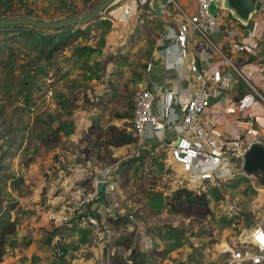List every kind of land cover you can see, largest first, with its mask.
<instances>
[{"label":"rangeland","instance_id":"374dc122","mask_svg":"<svg viewBox=\"0 0 264 264\" xmlns=\"http://www.w3.org/2000/svg\"><path fill=\"white\" fill-rule=\"evenodd\" d=\"M102 1L0 0V213L15 205L20 234L5 258L22 244L23 264H112L116 253L118 264H133L134 255L137 264H228L222 245L264 228V175L190 181L169 147L144 145L130 131L142 85L153 75L162 90L157 53L181 11L116 0L85 25L43 30L23 21L84 17ZM128 5L134 13L125 18ZM48 37L61 44L46 60L38 50ZM110 126L127 128L137 143L108 146ZM103 181L115 188L90 206L101 230L67 217ZM183 187L206 194L208 218L169 214ZM127 239L130 250L121 245Z\"/></svg>","mask_w":264,"mask_h":264},{"label":"built area","instance_id":"2783aa9c","mask_svg":"<svg viewBox=\"0 0 264 264\" xmlns=\"http://www.w3.org/2000/svg\"><path fill=\"white\" fill-rule=\"evenodd\" d=\"M221 1L196 0L194 15L184 13L176 0L131 2L139 7H146L152 3L155 9L161 8L165 11L173 4L181 11L182 22L165 29L166 33L162 36L161 47L157 53L158 58L167 61L177 54L183 60L189 59L191 48L195 50L200 47L204 59L210 63L208 68L201 67L197 62L188 63L187 71L191 76L181 68L179 83L165 86L161 100L157 101L151 90L142 88L135 98L130 129L140 139L154 134L159 144L170 148L173 160L182 166L190 181L203 185L214 180L235 178L241 171L245 172V157L250 148L260 146L264 149V137L258 132L249 129L242 135L223 138L210 130L206 120L212 109L224 102L239 82L245 84L264 109V92L255 86L254 73L245 70L242 68L245 66H240L236 62L241 55H256L264 48V40L248 41L240 23L232 19L229 20L227 28L222 27L221 14L213 12V6ZM260 1L264 8V0ZM217 8L219 12L222 11L220 7ZM133 13L134 7L130 5L123 10L125 18ZM225 34L233 42L229 41L226 45L224 41L219 42L223 40ZM195 35L199 36L201 41L192 44L191 37ZM170 66L173 69L178 67L179 63ZM260 72L264 75V61L261 63ZM184 82H188L186 87L183 86ZM190 87L192 88L189 89ZM233 109L245 112V119L248 120L260 117L256 112L246 111L245 105ZM214 114L215 125L222 127L220 121L224 116L222 113ZM105 183L106 191H114L113 185ZM96 197L98 188L94 194H86L84 199L74 203L69 208L67 217L74 218L77 223L88 224L98 231L101 230L97 218L86 211ZM69 218H66V221ZM220 255L228 264H263L264 230L257 228L249 238L240 239L239 243L233 246L222 245Z\"/></svg>","mask_w":264,"mask_h":264},{"label":"crops","instance_id":"0c3cea01","mask_svg":"<svg viewBox=\"0 0 264 264\" xmlns=\"http://www.w3.org/2000/svg\"><path fill=\"white\" fill-rule=\"evenodd\" d=\"M176 2L179 3V6L182 7L184 13L188 15H194L196 10V0H177ZM153 9V4L150 5ZM162 12L161 8H157L155 10H158ZM229 17V19H228ZM182 19L174 20L172 23H168L166 28H168L170 25H178L182 22ZM231 19L229 13L224 11V14L221 15V26L224 28L228 27L229 20ZM235 22V21H234ZM240 26L244 29V36L247 38L248 41L255 40L257 42H262L264 40V8L258 11L257 15L254 16L247 25L240 23ZM166 33V31L163 33V35ZM162 35V36H163ZM192 44L200 42L199 36L195 35L191 37ZM224 41L225 45L227 42L233 40L229 38L228 35L225 34L223 40H220L219 42ZM223 43V42H222ZM194 47V45L192 46ZM200 47L196 48L195 50L191 48L190 52V58L189 59H182L179 55H175L171 60L163 61L159 58V61L156 63V66L154 67V71L158 72V75L160 76V79L163 81V87L161 88L156 84L152 82L151 80L146 82V84L142 85V88H147L151 90L155 95L156 99L161 100L162 99V92L164 91L165 86H170L174 84L179 83L181 68L184 69V71H187V64L192 62H197L201 67L208 68L210 66V63L204 59V56L201 54ZM244 57V59H243ZM181 62H179V60ZM243 59V60H242ZM178 60V61H177ZM264 61V48L260 49L256 55H248L244 56L241 55L236 62L240 66H245L242 68H245V70L253 72V82L258 90L261 92H264V75L260 72L261 69V63ZM173 63H179L178 67H175L171 69L170 65ZM175 65V64H174ZM153 71V73H154ZM189 74V72L187 71ZM189 76H191L189 74ZM188 82H184L183 86H187ZM190 87L189 89H191ZM229 97L224 100L220 105H217L212 109V111L207 116L206 120L209 123L210 130L215 133V135L220 137H227V136H236V135H242L245 131L252 129L256 132H258L260 135L264 137V109L262 108V105L256 101V98L252 94V92L245 86L244 83L239 82V84L235 85L234 88L231 90ZM188 97V96H187ZM245 105L246 111L250 113H255L259 115L260 117L256 118V120H248L245 119V112L241 113L238 111H234L233 108L236 106ZM214 113H222L224 116L222 118V121H220V124H223L222 127L215 125V117L216 115ZM141 143L146 145L148 143H158L157 137L154 134H149L148 138L141 139ZM129 146V145H128ZM257 228H264L262 226H257L254 230ZM254 230L247 236L249 238L251 234L254 232ZM20 237V234L18 235V238ZM20 245L13 246L12 249V255L10 256L9 260H6L5 264H23L22 258L25 256V253L29 251V249L24 248L25 250L20 248ZM30 247V246H29ZM28 247V248H29ZM8 252V250H7ZM7 255V254H6ZM6 257V256H5ZM31 264V262H29Z\"/></svg>","mask_w":264,"mask_h":264},{"label":"trees","instance_id":"16d2710c","mask_svg":"<svg viewBox=\"0 0 264 264\" xmlns=\"http://www.w3.org/2000/svg\"><path fill=\"white\" fill-rule=\"evenodd\" d=\"M60 44V41L56 42L53 37L44 38L39 44L38 51L40 56L43 57V59L49 60L53 54L58 52ZM127 130V128L121 129L115 126H110L104 135L106 138L105 142L108 146L116 148L125 147L137 143V139ZM0 151H2L1 146ZM3 156L0 157V161ZM174 163L176 162L174 161ZM92 193L94 194L95 191H93ZM102 200V197H96L91 205H89L86 209V211L91 212L97 218V220H99V218L90 210V206H95V203L99 204L102 202ZM167 206L169 208L170 215L180 216L185 219L197 218L204 220L211 215V210L208 205L206 194L196 193L185 187L181 188L177 192L172 200L169 201ZM15 209V205H12L9 209H5L0 213V264L4 263V258L7 254V244L12 238H17L19 235L17 222L13 219L11 214V212ZM112 223L120 224V222H117V220L112 221ZM131 242L132 239H127L121 245H125L126 249L130 250V245L132 244ZM157 253L158 251L154 249L152 253H150L149 257L152 258V255ZM121 256L122 254L116 253L115 257L113 258L112 264H118ZM138 259L139 255H134L133 264H137ZM122 263L127 264L126 260H124Z\"/></svg>","mask_w":264,"mask_h":264},{"label":"water","instance_id":"95a60500","mask_svg":"<svg viewBox=\"0 0 264 264\" xmlns=\"http://www.w3.org/2000/svg\"><path fill=\"white\" fill-rule=\"evenodd\" d=\"M115 1L103 0L90 13L80 18L70 17L52 22L28 19L23 21L43 30H60L68 26L85 25L96 19ZM216 6L229 13L233 21L247 25L262 8V2L260 0H222L216 3ZM244 171L245 173L261 172L264 175V149L262 147L253 146L250 148L245 157ZM106 190L107 184L105 182L99 183L98 196L104 199L107 193Z\"/></svg>","mask_w":264,"mask_h":264}]
</instances>
